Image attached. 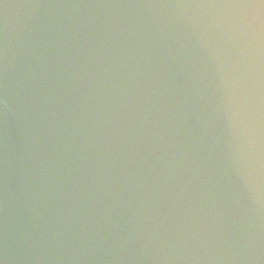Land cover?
I'll use <instances>...</instances> for the list:
<instances>
[{
	"label": "water",
	"instance_id": "95a60500",
	"mask_svg": "<svg viewBox=\"0 0 264 264\" xmlns=\"http://www.w3.org/2000/svg\"><path fill=\"white\" fill-rule=\"evenodd\" d=\"M0 0V264H264V7Z\"/></svg>",
	"mask_w": 264,
	"mask_h": 264
},
{
	"label": "snow or ice",
	"instance_id": "6c2138e0",
	"mask_svg": "<svg viewBox=\"0 0 264 264\" xmlns=\"http://www.w3.org/2000/svg\"><path fill=\"white\" fill-rule=\"evenodd\" d=\"M247 6H251V7H256V6L264 7V0H249V3H248Z\"/></svg>",
	"mask_w": 264,
	"mask_h": 264
}]
</instances>
